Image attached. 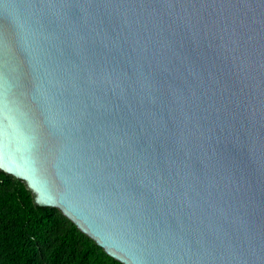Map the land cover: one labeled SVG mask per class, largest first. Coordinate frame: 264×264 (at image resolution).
<instances>
[{
  "label": "water",
  "instance_id": "obj_1",
  "mask_svg": "<svg viewBox=\"0 0 264 264\" xmlns=\"http://www.w3.org/2000/svg\"><path fill=\"white\" fill-rule=\"evenodd\" d=\"M0 170L123 264H264V0H0Z\"/></svg>",
  "mask_w": 264,
  "mask_h": 264
},
{
  "label": "trees",
  "instance_id": "obj_2",
  "mask_svg": "<svg viewBox=\"0 0 264 264\" xmlns=\"http://www.w3.org/2000/svg\"><path fill=\"white\" fill-rule=\"evenodd\" d=\"M0 264H123L60 210L39 206L22 180L0 170Z\"/></svg>",
  "mask_w": 264,
  "mask_h": 264
}]
</instances>
